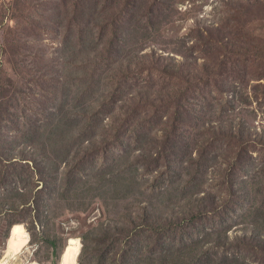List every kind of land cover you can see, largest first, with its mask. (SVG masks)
I'll list each match as a JSON object with an SVG mask.
<instances>
[{
  "label": "rangeland",
  "instance_id": "1",
  "mask_svg": "<svg viewBox=\"0 0 264 264\" xmlns=\"http://www.w3.org/2000/svg\"><path fill=\"white\" fill-rule=\"evenodd\" d=\"M162 70L179 79L170 87L186 88L172 98L189 99L190 110L206 107L203 120L226 127L242 120L264 134V0H0V88L26 91L31 123L30 130L0 134V159L34 163L31 169L0 164V261L12 229L22 224L31 242L9 264H60L70 239L82 245L78 264H189L188 254L170 256L175 246L185 251L187 245L202 257L196 264H264V171L257 173L264 167V144L254 142L246 158L240 155L248 170L227 154L231 167L217 176L216 154L230 151L227 142L211 140L195 125L184 135L170 129L167 140L179 149L183 166L193 169L200 152L213 158L193 177L194 194L162 147L167 121L145 107L146 73L161 89L168 87ZM39 81L42 90L35 86ZM81 90L108 98L109 106L125 103L140 111L130 119L107 116L104 126L119 129L110 133L125 146L113 148L117 157L137 166L141 157L148 161L135 168L134 180L126 183L124 166H118L97 192L71 189L69 196L65 188H71L78 160L85 161L81 175L90 180L106 168V160L91 153L107 137H95L98 131L74 118ZM14 97L0 101H13L9 109L17 111L7 116L27 113ZM227 99L234 110L215 118ZM61 113L71 123L54 140L50 132ZM46 131L42 154L32 151L34 137ZM9 172L13 176L3 181ZM235 186L243 187V198L234 197ZM149 221L156 223L147 226ZM168 221L171 227L161 234L159 226Z\"/></svg>",
  "mask_w": 264,
  "mask_h": 264
},
{
  "label": "trees",
  "instance_id": "2",
  "mask_svg": "<svg viewBox=\"0 0 264 264\" xmlns=\"http://www.w3.org/2000/svg\"><path fill=\"white\" fill-rule=\"evenodd\" d=\"M151 28V27H150ZM65 54V51H64ZM75 65H79V63L75 62L71 66L74 67ZM69 68V63H66V68L63 67L64 73L65 69ZM145 71L141 73L144 74ZM161 73H164L165 76L161 77L165 80L168 87H163L161 89H154V84L152 77L149 73H146L145 79L143 81L144 84V101H145V107L146 110L153 109L154 112H156L159 117L163 120L167 121L166 127L164 129V132L162 134V147L166 150V153L174 160L175 166L178 169V172L182 173L184 178L188 181L189 187L193 191V185L191 182H193V177L196 176L202 169H204L210 162L213 161V158H208L204 152H200L198 154V160L196 163V166L191 169L189 166L187 168L183 166L177 159V153L179 152L178 148H175L174 145H172L167 139L171 137V131L170 129L176 131L177 133H182V135L187 134V129L192 128L193 125L200 127L204 134L206 136H211V140L213 141H222L227 142V147H229L230 151H226L225 149H222L217 152L216 156V164H215V173L217 176H222L226 173H228L233 159L229 160V157L227 154L230 152H233L234 157H236V163L240 158V155L243 153L245 154V158L250 154V150L254 148L253 143L257 142L260 145L264 144L263 142H260L264 139V134H259L257 130L250 128L246 122L242 120H238V123L230 122L229 125L226 127L225 125H221L220 123L215 122L214 120H203L201 117L204 115L206 111V107L203 104H195L194 108L190 110V106H192V103L187 100L184 96L181 97H173L172 95L183 93L186 91L185 87L180 88H172L170 85L175 84L177 79L173 73H169L168 70H162L159 71ZM202 81V79H200ZM210 78L206 80V85H208ZM73 81H71L72 83ZM83 82V81H82ZM42 83L43 81H39L35 86L38 87L39 90H42ZM15 87L7 88V87H1L0 88V101L3 100V98H13L14 101H16L19 105H24L27 109V113H20V115L14 116H7L8 113L12 111L16 112L17 110L12 108L9 109L12 102L6 103L5 105H1L0 103V134L11 131L16 128L31 129V123L28 119V113L30 111V108L27 105V93L26 91H20L17 93V95H14ZM154 90V91H153ZM154 92V96L158 101L152 102V99L150 95ZM221 94H223L221 92ZM109 99L101 96L96 98L93 93H89L87 90H81L80 95H78L75 100V117L74 118H81L84 120V129L90 128L98 131V135H94L95 137H102L104 140V144L96 145L94 146V151L91 153L93 156H101L106 160V168L105 169H99L96 172V176H94L93 180L89 179V176H83L81 175V167L82 164H85V161L83 159L78 160V162L75 163V168L72 172L74 175V180L70 183L71 188H65V193L70 196V192H73L74 189L77 193L80 195L90 194L93 192H97L100 190V188L104 187L108 183V177L112 176V171L115 167L118 166H124L123 167V174L126 176L124 178V181L127 183L128 179L134 180L137 177V171L135 168H144L147 165V159L145 157H141L138 159V166L135 162H131V164H127L128 160L126 157H117L114 153L113 148L117 147L118 144H121V147L124 148L125 146L120 141V137H115L113 135H110L111 132H116V135H118V128H109L106 129L104 126V119L105 117L109 116L110 119L119 120V119H130L137 116V114L140 113V111H136L134 108L128 106L125 103H122L121 105L113 104L109 106ZM4 104V103H2ZM64 106H61V110H63ZM128 108H132L131 111H127ZM221 110V112H219ZM234 109L231 105V102L227 99L226 101H222L217 105V108L215 110V118L219 119L222 116L228 115L230 112H232ZM163 115V116H162ZM51 120H48V126L51 125ZM56 127L51 130L50 137L52 139H57L67 127H69V124L71 123L70 117L68 115L63 116L62 113L58 114V117H55ZM96 122V123H95ZM99 122L100 126L97 124ZM134 120H124L120 123H130L132 124ZM239 127V132H237ZM47 138V131L39 136H35L34 139L36 140V144L34 147H31V150L42 154L44 151V147L47 146L46 142ZM117 138V139H116ZM74 144H76L73 141V145H69V150H73ZM93 146V143H92ZM111 155H113L112 161H109ZM237 157H239L237 159ZM245 158H240L242 163L244 164L246 170H248L250 163L245 162ZM28 162V163H27ZM221 162L222 166H218V163ZM95 163V162H94ZM93 163V165H94ZM1 165H8L12 169L14 168H24V169H31L33 167L32 164L28 160H22L19 161V159L10 160L8 158L2 157L0 159ZM264 171V167H261L258 174H261ZM248 173V171H247ZM13 176L12 172H9L6 175H3V181L10 179ZM24 177V176H22ZM142 179V174L138 172V182ZM33 180V174L28 178V181ZM91 183V184H89ZM232 185H235L233 183ZM232 194L234 197L238 200L243 198L241 195L245 192L243 190V187L240 191H237L236 186L232 187ZM194 193V191H193ZM195 194V193H194ZM171 221H168L165 225L159 226L161 229V234L165 231L169 230V227H171L170 224ZM181 222V221H178ZM187 222L186 219H183V222L178 225L182 226L185 225ZM156 221H149L147 226H154ZM138 230V229H137ZM175 230H170V232H173ZM128 231L125 232V234ZM154 233V232H153ZM127 239V238H126ZM174 248V246L172 247ZM177 246H175L174 250L170 253V256H172L175 259H184L186 258L187 254L190 259L189 264H196L202 259L200 257L199 253L194 249H189L190 247L187 245L188 250H178L176 249Z\"/></svg>",
  "mask_w": 264,
  "mask_h": 264
},
{
  "label": "bare ground",
  "instance_id": "3",
  "mask_svg": "<svg viewBox=\"0 0 264 264\" xmlns=\"http://www.w3.org/2000/svg\"><path fill=\"white\" fill-rule=\"evenodd\" d=\"M31 242V235L26 227L22 224H17L12 229V235L8 244V251L5 259L0 261V264H9L17 255L23 252ZM82 250V245L79 239H70L66 247L60 264H78L77 259Z\"/></svg>",
  "mask_w": 264,
  "mask_h": 264
}]
</instances>
